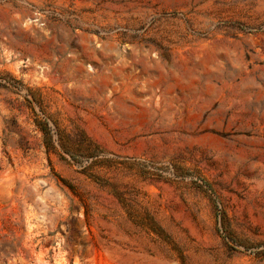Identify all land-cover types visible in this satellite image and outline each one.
Masks as SVG:
<instances>
[{"label":"rangeland","instance_id":"rangeland-1","mask_svg":"<svg viewBox=\"0 0 264 264\" xmlns=\"http://www.w3.org/2000/svg\"><path fill=\"white\" fill-rule=\"evenodd\" d=\"M0 264H264V0H0Z\"/></svg>","mask_w":264,"mask_h":264},{"label":"built area","instance_id":"built-area-1","mask_svg":"<svg viewBox=\"0 0 264 264\" xmlns=\"http://www.w3.org/2000/svg\"><path fill=\"white\" fill-rule=\"evenodd\" d=\"M32 20L35 21V18H33Z\"/></svg>","mask_w":264,"mask_h":264}]
</instances>
